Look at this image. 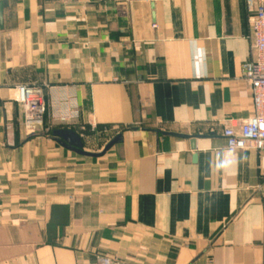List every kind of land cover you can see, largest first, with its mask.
<instances>
[{
    "label": "crops",
    "instance_id": "1",
    "mask_svg": "<svg viewBox=\"0 0 264 264\" xmlns=\"http://www.w3.org/2000/svg\"><path fill=\"white\" fill-rule=\"evenodd\" d=\"M6 1L0 264H264V151L221 135L252 112L242 68L259 0ZM17 85L44 86L38 134H25ZM60 128L89 152L107 144L102 128L122 141L83 156ZM163 131L201 137L191 149Z\"/></svg>",
    "mask_w": 264,
    "mask_h": 264
},
{
    "label": "built area",
    "instance_id": "2",
    "mask_svg": "<svg viewBox=\"0 0 264 264\" xmlns=\"http://www.w3.org/2000/svg\"><path fill=\"white\" fill-rule=\"evenodd\" d=\"M247 23L251 36L250 59L243 65L242 75L249 84L252 112L246 118L230 120L221 135L229 150L260 152L264 151V0H259L256 9L248 15ZM44 90L41 85L15 87V102L21 108L22 126L26 135L38 134L43 128L48 108ZM72 104V110L66 109L55 115L60 123L70 122L76 116V104ZM94 264L127 263L97 255Z\"/></svg>",
    "mask_w": 264,
    "mask_h": 264
},
{
    "label": "water",
    "instance_id": "3",
    "mask_svg": "<svg viewBox=\"0 0 264 264\" xmlns=\"http://www.w3.org/2000/svg\"><path fill=\"white\" fill-rule=\"evenodd\" d=\"M7 7V1L2 0L0 1V30L3 29V12L4 9ZM137 130V129H133ZM162 135H168L172 137H179V138H186L190 140L191 149H194L195 146V139L201 136H189L182 133H175V132H160ZM53 138L63 147L83 156L89 157H98L106 153L113 145L118 144L122 141V134L118 133L115 135L102 149V151L98 153L85 151L83 149L82 141L79 135L72 129L69 128H60L54 129L51 133Z\"/></svg>",
    "mask_w": 264,
    "mask_h": 264
},
{
    "label": "rangeland",
    "instance_id": "4",
    "mask_svg": "<svg viewBox=\"0 0 264 264\" xmlns=\"http://www.w3.org/2000/svg\"><path fill=\"white\" fill-rule=\"evenodd\" d=\"M116 131L117 129L115 128H112V129H108V128H105V129H100V131L98 132L99 135L102 134L103 135V138H106V141L103 143L102 146H104L106 143H108L116 134Z\"/></svg>",
    "mask_w": 264,
    "mask_h": 264
}]
</instances>
